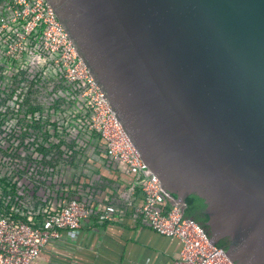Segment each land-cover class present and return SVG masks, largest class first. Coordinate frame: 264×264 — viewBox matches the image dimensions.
Listing matches in <instances>:
<instances>
[{"label": "water", "instance_id": "obj_1", "mask_svg": "<svg viewBox=\"0 0 264 264\" xmlns=\"http://www.w3.org/2000/svg\"><path fill=\"white\" fill-rule=\"evenodd\" d=\"M46 2L162 191L264 264V0Z\"/></svg>", "mask_w": 264, "mask_h": 264}, {"label": "built area", "instance_id": "obj_2", "mask_svg": "<svg viewBox=\"0 0 264 264\" xmlns=\"http://www.w3.org/2000/svg\"><path fill=\"white\" fill-rule=\"evenodd\" d=\"M0 68L12 74L46 68L77 93L81 124L103 143L108 159L139 177L143 198L135 216L155 233L180 242L173 264H232L201 226L183 217L184 206L162 191L46 0H0ZM23 131L32 134L0 126V264H31L47 243L89 226L93 216L91 206L69 196L60 181L39 176L42 156L33 137L22 139ZM51 144L50 139L46 148ZM114 213L108 206L98 219Z\"/></svg>", "mask_w": 264, "mask_h": 264}, {"label": "crops", "instance_id": "obj_3", "mask_svg": "<svg viewBox=\"0 0 264 264\" xmlns=\"http://www.w3.org/2000/svg\"><path fill=\"white\" fill-rule=\"evenodd\" d=\"M60 175L57 181L67 194L91 206L92 220L47 243L31 264H173L178 259L180 242L155 233L135 216L143 198L139 177L108 159L101 141L84 149ZM55 201L53 195L52 208ZM108 206L115 213L99 220Z\"/></svg>", "mask_w": 264, "mask_h": 264}, {"label": "rangeland", "instance_id": "obj_4", "mask_svg": "<svg viewBox=\"0 0 264 264\" xmlns=\"http://www.w3.org/2000/svg\"><path fill=\"white\" fill-rule=\"evenodd\" d=\"M43 69L40 70L42 72L38 71V73L36 69L15 75L8 69L0 68V98H8L10 96L8 93L12 92L11 99L5 102L8 110L5 106L0 108L2 112L0 126L13 128L20 127L21 124H31V121L37 120L39 113L41 114V120L44 122V120H47V115H49L48 106L51 104L50 102L56 98H64L65 101L60 102V108L64 109V126L60 129L58 136L51 138V142L56 146L60 140H63L68 148L72 147V149H65L64 145H61V149L69 153L62 151L60 156H54L47 170L39 173V176L50 180V182L54 181V178L56 182H59L57 180L61 176V170L73 165L78 160L81 152L93 145L96 139L85 127H74V124L78 123L74 117L78 115L79 106L76 102L77 107L74 108L65 103L67 99L64 92L60 90V87L64 86L65 83L62 79H60L61 82L58 78H52L53 75L49 74L50 71L46 68ZM28 109L40 110V112H36L35 117L32 118L28 113ZM11 110L14 112L11 113ZM24 115H26L25 118ZM33 125L35 126V123ZM38 142H42L41 139L38 138ZM54 153H56V149Z\"/></svg>", "mask_w": 264, "mask_h": 264}, {"label": "trees", "instance_id": "obj_5", "mask_svg": "<svg viewBox=\"0 0 264 264\" xmlns=\"http://www.w3.org/2000/svg\"><path fill=\"white\" fill-rule=\"evenodd\" d=\"M38 71L39 70H36L37 73H38ZM25 72L26 71H23V72L20 71V72L16 73L15 75L25 73ZM40 72H42V71H40ZM52 78L57 79V76H53ZM60 90H61V92H64L65 97L67 99L65 103L69 104L70 107H73V108L77 107L75 105V102L77 103V93L75 91H72L71 87L68 86L67 84H64V86H61ZM8 94L10 95V96H8V98H0V108L4 107L6 105L5 102H7L8 99H11L12 92H10ZM61 101L64 102L65 99L64 98H62V99L56 98L50 102L51 104L48 106L49 115H47V117H46L47 120H44V122L41 120V116H40L41 114L39 113V117L37 118L36 121H34V122L31 121V124H23V125L21 124V126H20L21 128L31 129V132H32V134L30 135L28 133V131H23L21 134L22 139L26 136L33 137L34 143H36L38 145V152L42 156L41 157L42 158V162H41L42 168H40L39 173H42L48 167V165L51 164L52 158L54 156H60L61 152L63 151L61 149V147H62L61 145H64L63 147L65 149H68V150L72 149V147L68 148V145L65 144L63 142V140H60L59 144H57L56 146L51 144V146H49L48 148H46V144H45V143L48 144L52 137L58 136L60 129L64 126V122H65V118L63 116L64 109L60 108V102ZM5 108L7 109L8 106H5ZM28 111H29L28 113H30L32 118L35 117L36 112H40V110H33V109H28ZM7 112H9V111H7ZM10 112L13 113L14 111L11 110ZM1 113L2 112L0 111V119H1ZM16 113H18V111H16ZM82 114H83V111L78 110V115L76 117H74V119L77 120L78 123H75L74 127H85L81 124V120H82L81 115ZM25 117H26V115H24V118ZM33 123H35V126L33 125ZM38 138L41 139L42 142H38ZM55 149H56V153H54ZM63 152L69 153L66 150H64ZM47 157H50V159L48 161L46 159ZM38 183H39V186L45 185V183L41 182L40 180H38ZM203 209H204L203 201L195 195H190V196L185 198V204H184V208H183V217L191 219L194 222H196L199 226H201L203 228L205 233L209 236V228L205 224L207 217L205 214H203ZM227 245H228V239L227 238L220 239L216 243V246H218L224 250L227 249Z\"/></svg>", "mask_w": 264, "mask_h": 264}]
</instances>
